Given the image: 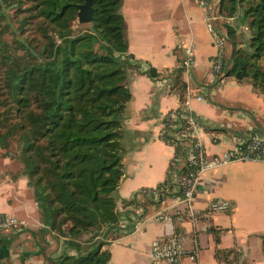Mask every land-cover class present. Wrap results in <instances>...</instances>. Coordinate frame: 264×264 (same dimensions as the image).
<instances>
[{
  "label": "crops",
  "instance_id": "1",
  "mask_svg": "<svg viewBox=\"0 0 264 264\" xmlns=\"http://www.w3.org/2000/svg\"><path fill=\"white\" fill-rule=\"evenodd\" d=\"M218 1L212 0L211 6L216 8ZM121 14L128 53L136 67L128 70L131 99L119 138L122 176L113 195L119 218L104 246L110 253L107 264H164L153 261L150 243L173 233L185 236V250L196 249V257L183 256L181 264H264L263 161H233L203 171L191 203L201 214L196 220L152 219L156 212L185 210L171 189L160 198L136 195L168 178L174 148L159 136L168 112L186 107L204 122L196 135L211 156L233 148L242 138L264 135V94L249 79L212 75L210 57L215 47L196 0H123ZM217 23L224 31L228 25L236 34L245 32L241 9L230 17L221 15ZM227 42L226 63L232 50L230 37ZM186 46H193L195 52V64L189 69L180 67ZM149 67L155 68L156 77L145 73ZM175 78L179 84H173ZM18 170L21 167L12 156H0V213L21 222L15 231H8L16 234L10 262L51 264L49 258L64 251L63 241L49 231L39 233L43 225L32 189ZM215 199L228 200L230 208L207 213Z\"/></svg>",
  "mask_w": 264,
  "mask_h": 264
},
{
  "label": "trees",
  "instance_id": "2",
  "mask_svg": "<svg viewBox=\"0 0 264 264\" xmlns=\"http://www.w3.org/2000/svg\"><path fill=\"white\" fill-rule=\"evenodd\" d=\"M122 1L91 0V29L75 33L84 0H0V147L17 144V173L32 189L39 233L63 241L51 264H107L110 258L104 246L118 226L119 138L131 99L128 70L136 67ZM239 9L248 39L238 43L226 25L232 50L223 77L249 79L264 94V0L219 1L225 17ZM145 73L158 75L153 67ZM15 237L0 232V264H12ZM262 240L264 253V234Z\"/></svg>",
  "mask_w": 264,
  "mask_h": 264
},
{
  "label": "built area",
  "instance_id": "3",
  "mask_svg": "<svg viewBox=\"0 0 264 264\" xmlns=\"http://www.w3.org/2000/svg\"><path fill=\"white\" fill-rule=\"evenodd\" d=\"M196 2L202 8L203 20L215 47V53L210 57L211 73L216 79H221L227 67L224 50L228 34L217 23L221 16L219 5L213 8L211 6L212 0H196ZM194 64V48L193 46H186L180 61V67L189 69ZM204 125V122L186 107L172 110L163 118L159 136L174 148V154L169 163L168 178L163 184L155 188L139 190L136 195L160 198L162 195L169 194L171 189L178 195V202L184 204L185 210L176 209L174 214H167L164 211L156 212L152 217L153 220L175 219L176 221H182L185 218L196 220L198 215L201 214L192 208L191 203L198 178L203 171L233 161L264 162V135L254 138H242L233 148L209 156L201 140L196 135V131ZM230 206L231 203L228 200L215 199L209 204L207 213L225 211ZM20 226L21 222L14 215L0 213V232L14 230ZM184 240L185 236L180 233L153 239L150 243V254L153 261L164 264H181L183 256L194 259L196 249L185 250Z\"/></svg>",
  "mask_w": 264,
  "mask_h": 264
},
{
  "label": "rangeland",
  "instance_id": "4",
  "mask_svg": "<svg viewBox=\"0 0 264 264\" xmlns=\"http://www.w3.org/2000/svg\"><path fill=\"white\" fill-rule=\"evenodd\" d=\"M217 5H219V1H218V4ZM242 21H240V23H241ZM243 22H244V20H243ZM221 25H225L226 24V22H224V19L223 20H221V23H220ZM74 28H75V33H81V32H84V31H87V30H90L91 28H90V23H84V24H80V23H78L77 22V20H76V24H74ZM227 32V31H226ZM2 38L3 39H5V40H9V37L8 36H2ZM233 39H235V41H237L238 43H241V44H244V46H245V44L247 43V39H248V33H246V31L245 32H240V33H238V34H236V33H234L233 34ZM228 42L226 41L225 42V49H227L228 48ZM243 46V47H244ZM17 144L16 143H14V141L13 142H11V144H10V146H9V148L8 149H2L1 147H0V156L2 157V156H4L3 154H5L4 152H6V154H8V155H10V156H12L14 159H15V163H17L18 164V166H20L21 168H22V164L19 162V160L17 159ZM19 171V170H18ZM16 217V216H15ZM17 218V217H16ZM18 219V218H17ZM16 229H14V230H8V231H11V232H13V231H15Z\"/></svg>",
  "mask_w": 264,
  "mask_h": 264
},
{
  "label": "water",
  "instance_id": "5",
  "mask_svg": "<svg viewBox=\"0 0 264 264\" xmlns=\"http://www.w3.org/2000/svg\"><path fill=\"white\" fill-rule=\"evenodd\" d=\"M76 20L80 24L92 22L91 0H84L83 3L77 5Z\"/></svg>",
  "mask_w": 264,
  "mask_h": 264
}]
</instances>
